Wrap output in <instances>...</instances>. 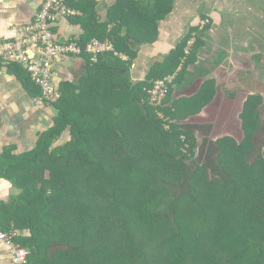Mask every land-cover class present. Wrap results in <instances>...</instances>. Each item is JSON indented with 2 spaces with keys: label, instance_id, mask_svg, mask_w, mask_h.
<instances>
[{
  "label": "trees",
  "instance_id": "16d2710c",
  "mask_svg": "<svg viewBox=\"0 0 264 264\" xmlns=\"http://www.w3.org/2000/svg\"><path fill=\"white\" fill-rule=\"evenodd\" d=\"M68 5L72 7L69 3ZM156 10L159 11V8ZM157 11L156 20L166 16V12L158 14ZM97 26L95 23L87 24L85 35L79 41L86 43L95 36L100 39L110 38L114 42L115 51L100 55L95 63L90 62L89 54H83L88 61L87 75L78 84L69 82L77 87V91L73 90L72 94H67V83L60 87L62 96L53 104L58 109L55 125L43 133L38 147L31 155L22 156L26 160L42 163L43 173L50 167L48 179L45 174L42 176L43 186H26L17 197L27 200L28 205L37 209V217L29 221L33 225L31 230L35 241L30 244L32 251L28 255L27 264H32L31 259H35L31 255L38 256L49 251L48 247L37 241L41 228H51L58 240L59 235L55 231L66 233L74 224L81 228L80 236L79 230L77 235L70 232L69 239L59 243V249L53 252L52 264H128L130 258L126 254L119 257L118 248L111 249L100 245L105 237L99 230L96 232L97 222H103L105 231H108L113 227V218L105 211L96 216L92 215L93 199L90 201L88 198L92 184L77 171L78 162L98 164V170L92 172V175L106 177L108 185L92 194L94 197L98 196L97 205L105 201L107 206H113L117 212L121 213V209H125L131 214L130 217H123L127 235L133 240L135 236L143 239L150 232L156 235L160 249L157 256L148 259L145 264H263L264 208L260 207L256 214L250 212L248 220L239 216L232 219L225 213H218L215 217L214 213L203 211L206 204L203 201V192L198 187L200 180H208L209 184L217 181L223 193L231 199L230 208L237 204L236 196L240 191L257 196L245 200L248 207L264 204V178L255 194L250 190L251 183L247 181L248 178L257 180L258 176H262L261 171H264V139L257 148L260 133L264 135L260 110L263 104L261 93L240 94L238 90L230 87L226 105L223 106L218 100L216 105L208 109L206 115L200 113L203 109L200 106L188 109L187 112L181 110L184 113H177L178 109L173 113L175 116H172L165 109L167 99L163 106L154 107L149 103L147 89L151 87L153 79L149 78L148 82L132 86L128 71L135 54L127 49V45L130 48L129 34L123 37L117 29L108 31L106 26ZM188 39L180 47L185 46ZM123 52L130 55L129 62L123 63L117 69L112 64L119 59L117 54ZM171 57L170 55L164 64H160L164 71L160 77L174 74L177 64H171ZM107 58H111L110 64ZM11 66L21 68L16 63ZM154 73L155 68L151 76ZM113 74H119L116 88L107 91L108 77L112 79ZM24 82L33 89L34 95L41 94V89L33 83L29 73L24 76ZM173 83L166 98L172 92ZM230 85L233 86L232 83ZM116 93L118 98L111 105ZM135 109L141 113L139 119L134 116ZM162 114H165L164 117ZM165 119L169 121V125H165ZM67 129H70L71 138L54 146ZM154 131L156 140L155 145L152 144V152L167 158L170 166L181 168V177L170 180L169 171L153 176L136 168L139 185L135 187L134 193L130 192L129 187L114 185L112 174L105 169L107 160L122 152L118 149L117 154L113 153L114 139L121 140V145L129 143L134 148L129 139L134 138L138 146L143 144L140 137L151 138ZM229 139L242 150L245 143L249 142L250 149H244L241 157L245 159V168L257 166L260 168V175L254 174L252 177L240 179L226 167L224 155ZM158 143L163 146L162 150L156 146ZM251 153H256L257 158L249 163ZM136 158L139 160L137 155ZM24 159L20 157L19 163L26 161ZM113 167L116 168V165ZM56 169L61 170L60 175H56ZM130 173L134 174V171ZM37 174L38 172L34 173ZM26 175H33V171H28ZM128 199L131 201V208L124 206ZM199 210L205 212L204 215L194 213ZM54 216L57 218L54 219ZM57 219L62 221L61 225L57 223ZM213 219L215 222L212 227L198 228L197 224L209 225ZM67 220L70 225L62 226ZM130 220L133 225L129 228ZM9 228L11 227H5ZM70 234L77 236L79 241L70 242ZM17 239L29 248L25 237L21 238L19 235ZM90 243L98 245L92 248L89 247Z\"/></svg>",
  "mask_w": 264,
  "mask_h": 264
},
{
  "label": "crops",
  "instance_id": "0c3cea01",
  "mask_svg": "<svg viewBox=\"0 0 264 264\" xmlns=\"http://www.w3.org/2000/svg\"><path fill=\"white\" fill-rule=\"evenodd\" d=\"M67 1L79 14L58 17L52 23L56 37L60 40H81L85 35V26L91 23L98 24L97 27L106 26L108 31L117 29L123 37L129 34L130 48L127 45V49L135 54L128 71L132 86L148 82L149 78H162L160 76L164 71L160 64L172 56L171 64H177L174 71L176 81L165 100V109L172 116L178 109L177 113H184L181 110L187 112L200 106L203 107L200 113L206 115L218 100L223 106L226 105L230 83L234 82L233 78L230 79V73L234 72L230 71L232 45L251 35L250 29L255 21L264 25L261 19L264 15V0ZM42 4L43 0H0V226L16 228L20 237L28 240L29 248H26L30 251L35 236L32 235L33 225L29 221L37 217V209L28 205L27 200L17 197L26 186H43L42 176L45 174L48 179L50 167L43 173L42 163L26 160L22 156L31 155L36 150L43 133L55 125L58 109L55 105L36 101L40 94L34 95L33 89L24 82L27 70L17 62L5 60L1 55V46L23 36L19 28L34 21ZM156 11L158 14L166 12V16L156 20ZM193 33L197 35L195 45L190 53H186V45H180ZM31 55L38 61L41 55L38 45L31 47ZM128 55L126 52L117 54L119 59L112 64L113 67L119 69L123 63L129 62ZM110 60L107 58L109 64ZM12 63L21 68L11 66ZM154 68L155 75L151 76ZM87 70L85 56L59 55L54 63L55 82L59 87L67 83V94H72L73 90L77 91V87L69 82L78 84L87 75ZM118 77L119 74H113L112 79L108 77L107 91L116 88ZM117 98L116 93L111 105ZM70 138L71 132L67 129L54 146ZM20 157L26 161L19 163ZM28 171H33V175L28 177ZM56 232L58 234V230ZM64 234L68 240V230ZM39 235L38 238L36 236L37 241L48 247L49 251L38 256L31 255L35 258L31 262L52 264L53 252L59 249V243L66 240H57L53 230L46 227L41 228ZM0 264H11V252L2 241Z\"/></svg>",
  "mask_w": 264,
  "mask_h": 264
},
{
  "label": "rangeland",
  "instance_id": "374dc122",
  "mask_svg": "<svg viewBox=\"0 0 264 264\" xmlns=\"http://www.w3.org/2000/svg\"><path fill=\"white\" fill-rule=\"evenodd\" d=\"M262 17L263 18L261 19L264 20V15H262ZM203 29L204 27H202L201 30ZM250 30L251 35H249L247 38H244L242 42L232 45L233 50L230 51V71L234 70V72L230 73V79L233 78L234 82L232 83L233 86L230 85V87H232V89L234 90H238L240 94L261 93L263 104L262 106L260 105V110L262 122L264 125V25H261L260 21H255L253 23V27ZM252 109L253 108L251 107V110ZM138 111L139 110H136L134 112V116L135 118L139 119L141 117V113ZM163 121L165 122V125H169V121L167 119ZM198 134L200 139H202L201 131H199ZM151 138H147L144 136L140 137L143 144L138 146L136 145L134 138L129 139V142L134 145V148H132L129 143L127 145H121V140L114 139L113 145L115 147V152L113 151V153L117 154L116 151L118 149H121L122 152L120 153V155H112V157H110L112 159L107 160L108 163L106 162L105 164L106 172L111 173L113 176L114 185L118 187H129L130 192L134 193L135 187L139 185V178L136 174V168L141 169L147 174L153 176H156L159 172L169 171L168 177L170 180H177L178 177H181L183 173V170L181 168L170 166L166 160L167 158L152 152V144L154 143L155 145L156 140L155 131ZM258 139L259 140L257 142V148H259V144H261L262 140L264 139V135L260 133ZM245 145L246 146L243 148V150H249V142H246ZM156 146L160 150H162L163 148L160 143H158ZM243 150L238 147L232 139L227 140V149L224 155V163L226 167L231 170L232 173L234 172V175L239 177L240 179H242L241 177H252V175L254 174L256 176L260 175V168H258L257 166H253L252 168H245V159L241 157V153L243 152ZM132 152H134V154ZM136 155L139 157V160L136 158ZM256 158L257 154L251 153L250 157L248 158V162L252 163L253 160H255ZM78 163L79 165L77 166V171L82 177L84 176V178L89 179L92 184L91 188L89 189L90 196H88L90 201L91 199H93L92 205L94 213L92 215L96 216L101 211H105L109 213L113 218V227L110 228L108 231H105V225L103 222H97L96 232H98L99 230L100 233L102 232L103 237H105V240L103 242H100V245H106L111 249L118 248L119 257H123L126 254L130 258V260L127 261L128 264H145V262H148V259H154L157 256V251H159L160 249L159 243L157 242V239H155L156 235L150 232L143 239H141L140 236H135V240H133L132 237L127 235L124 226L126 222L124 221L125 218L123 217H130L131 214L127 213L125 209H121V213H119L113 206H107L105 201H101L99 205H97L96 200L98 199V196L94 197V195L92 194L95 191L99 192V188L108 185L106 177H100L99 175L94 176V174L92 175V172L94 173L98 170V164H95L93 162H89L86 164L80 162ZM113 165H116V168H114ZM56 170V175H60L59 173L61 172V170ZM132 171H134V174L130 173ZM261 175L262 176H258L257 180H251L249 178L247 179V181L251 183L250 190H252L253 194H255V191H257V189H259L258 187H260L261 185V180L264 178V171L263 173L261 171ZM219 185L220 183H218L217 181H215L213 184H209L208 180H200L198 182V187L203 192V201L206 204L205 210L203 211L209 214L214 213L215 217H217L218 213H225L226 216H229L232 219H234L235 216H239L242 219L244 218L248 220L250 212H252V214H256L258 213L260 207L264 208V204L257 207H248L245 203V200L256 198L257 196L246 194V192L243 191L238 192L236 196V198L238 199L236 202L237 204L234 207L230 208V206L232 205L230 202L231 199L227 197L225 193H223ZM130 203L131 201L130 199H128L124 206L131 208L132 205ZM203 211L199 210L194 213H199L200 216H202L205 213H203ZM57 216H54V219L57 218ZM215 217L213 218L216 219ZM214 219L209 225H206L204 223L197 224L198 228L199 226L203 229H208L209 227H212L215 222ZM61 222L62 221L60 219H57V223H59V225H61ZM68 224L69 222L67 220V222H64L62 224V226ZM132 225L133 221L130 220L129 228L132 227ZM77 231L78 235L80 236L81 228L79 229L78 225L74 224V226L69 229L68 233L75 232L73 234L77 235ZM73 234H70V242L77 243L79 241V238ZM58 235L59 239H67V237H64L65 234H62V231L60 233L58 232ZM88 240L90 241V236H88ZM97 245L98 243L95 245L94 243H92L91 245H89V247L93 248ZM135 245H137L138 248L135 247ZM260 263L258 262V264Z\"/></svg>",
  "mask_w": 264,
  "mask_h": 264
},
{
  "label": "built area",
  "instance_id": "2783aa9c",
  "mask_svg": "<svg viewBox=\"0 0 264 264\" xmlns=\"http://www.w3.org/2000/svg\"><path fill=\"white\" fill-rule=\"evenodd\" d=\"M79 11L70 7L67 0H43L41 10L36 14L34 21L20 29L23 36L7 41L1 46V55L8 62H17L29 73L33 83L41 89V94L36 97L38 103L53 105L62 96L60 87L55 82L54 63L59 55L83 57L89 54L90 62H98L100 55L115 51V45L110 38L100 39L94 37L82 43L78 39L69 38L60 40L56 37L52 23L60 16H75ZM208 22V20H207ZM197 35L188 39L186 53H190ZM39 46L41 55L35 61L31 55V47ZM175 75L170 74L152 81L149 93V103L154 106H163ZM162 117L164 115L162 114ZM19 231L11 227L5 229L0 226V241H2L11 252V264H27L30 250L26 248L17 238Z\"/></svg>",
  "mask_w": 264,
  "mask_h": 264
}]
</instances>
